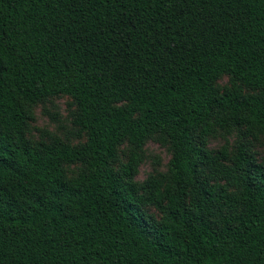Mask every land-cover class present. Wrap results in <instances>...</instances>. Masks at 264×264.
Segmentation results:
<instances>
[{
	"label": "trees",
	"instance_id": "obj_1",
	"mask_svg": "<svg viewBox=\"0 0 264 264\" xmlns=\"http://www.w3.org/2000/svg\"><path fill=\"white\" fill-rule=\"evenodd\" d=\"M258 138L264 0H0V264H264Z\"/></svg>",
	"mask_w": 264,
	"mask_h": 264
},
{
	"label": "rangeland",
	"instance_id": "obj_2",
	"mask_svg": "<svg viewBox=\"0 0 264 264\" xmlns=\"http://www.w3.org/2000/svg\"><path fill=\"white\" fill-rule=\"evenodd\" d=\"M227 78L223 77L219 81V85L227 84ZM71 106L69 99L64 96L53 97L46 100L42 104L32 107V121L29 123L27 136L33 140L44 139V133L56 135L70 144H76L83 139L76 137L75 129L69 122ZM232 137H229V142ZM223 144L220 137L210 139L209 146L216 148ZM253 151L257 159L264 160V141L261 138L253 141ZM168 160V154L163 147L149 141L143 147L142 163L138 167L135 177L136 181H142L149 174L154 172H162Z\"/></svg>",
	"mask_w": 264,
	"mask_h": 264
}]
</instances>
